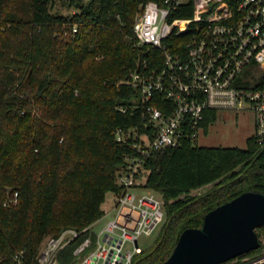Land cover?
<instances>
[{
  "label": "trees",
  "instance_id": "obj_1",
  "mask_svg": "<svg viewBox=\"0 0 264 264\" xmlns=\"http://www.w3.org/2000/svg\"><path fill=\"white\" fill-rule=\"evenodd\" d=\"M57 1L78 10L54 11ZM146 1L0 0V264H40L44 239L69 228L79 234L58 252V264H77L74 250L88 237L83 255L95 246L91 225L105 213L106 194L120 191L116 172L137 153L133 132L151 137L154 129L139 88L128 83L131 73L163 61L132 30ZM192 13L189 2L176 16ZM245 85L264 89V69ZM164 101L153 100L169 113ZM216 116L206 112L204 132ZM138 175L161 194L165 219L131 264H155L184 229L201 226L207 211L243 191L264 192V138L252 134L244 148L186 138L150 152ZM256 233L257 249L220 264L264 251V225Z\"/></svg>",
  "mask_w": 264,
  "mask_h": 264
},
{
  "label": "built area",
  "instance_id": "obj_2",
  "mask_svg": "<svg viewBox=\"0 0 264 264\" xmlns=\"http://www.w3.org/2000/svg\"><path fill=\"white\" fill-rule=\"evenodd\" d=\"M189 2L192 15L176 16ZM132 30L139 45L158 50L163 59L159 68L135 71L128 79L139 88L154 129L151 137L133 132L137 153L126 155L116 172L120 191L112 192L114 217L94 231L95 246L88 253L83 255L89 237L75 248L77 264L132 263L142 249L137 238L160 229L165 219L161 194L147 188L138 175L145 158L186 138L197 141L207 111L248 110L254 118L253 134L259 141L264 138V89L245 85L264 69V0H148L136 12ZM162 96L169 113L153 102ZM116 140H125L120 130ZM17 195L13 192L9 201L15 203ZM78 234L69 228L47 237L40 264H58V252ZM234 261L262 263L264 251Z\"/></svg>",
  "mask_w": 264,
  "mask_h": 264
},
{
  "label": "water",
  "instance_id": "obj_3",
  "mask_svg": "<svg viewBox=\"0 0 264 264\" xmlns=\"http://www.w3.org/2000/svg\"><path fill=\"white\" fill-rule=\"evenodd\" d=\"M261 225L264 192L243 191L207 211L201 226L184 229L167 259L155 264L226 262L260 246L256 228Z\"/></svg>",
  "mask_w": 264,
  "mask_h": 264
},
{
  "label": "rangeland",
  "instance_id": "obj_4",
  "mask_svg": "<svg viewBox=\"0 0 264 264\" xmlns=\"http://www.w3.org/2000/svg\"><path fill=\"white\" fill-rule=\"evenodd\" d=\"M53 10L64 14H73L78 8L68 5L65 1H57L53 4ZM253 132L254 118L252 112L248 110H218L216 120L208 126L206 132L199 134L197 143L206 146H237L244 148L246 146V139ZM202 190L203 188L193 192ZM113 203V194L112 192H108L102 205L107 213H104L91 225L93 231H100L104 224L114 217L115 210L111 208ZM158 232L159 228H156L150 235H140L136 243L142 248L150 246L153 244ZM46 239L47 237L42 242L41 249L44 247ZM260 240L264 241L262 237Z\"/></svg>",
  "mask_w": 264,
  "mask_h": 264
},
{
  "label": "crops",
  "instance_id": "obj_5",
  "mask_svg": "<svg viewBox=\"0 0 264 264\" xmlns=\"http://www.w3.org/2000/svg\"><path fill=\"white\" fill-rule=\"evenodd\" d=\"M113 200H114V196H113ZM105 211V210H104Z\"/></svg>",
  "mask_w": 264,
  "mask_h": 264
}]
</instances>
